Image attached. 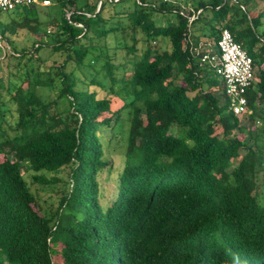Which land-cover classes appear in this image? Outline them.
<instances>
[{"label": "trees", "instance_id": "16d2710c", "mask_svg": "<svg viewBox=\"0 0 264 264\" xmlns=\"http://www.w3.org/2000/svg\"><path fill=\"white\" fill-rule=\"evenodd\" d=\"M185 1L0 12V264H264V0ZM221 28L252 62L253 130L199 62Z\"/></svg>", "mask_w": 264, "mask_h": 264}, {"label": "built area", "instance_id": "2783aa9c", "mask_svg": "<svg viewBox=\"0 0 264 264\" xmlns=\"http://www.w3.org/2000/svg\"><path fill=\"white\" fill-rule=\"evenodd\" d=\"M37 1L41 6L49 4L48 0H0V12L11 11L16 7H28ZM198 12L192 14L188 22H191ZM205 47L208 48V44L197 49V53H200V64L212 68L213 73L221 81L223 94L230 103L231 113L239 118H247L250 110L247 108L246 91L254 80L251 59L233 40L226 28L219 29L214 42V52H208Z\"/></svg>", "mask_w": 264, "mask_h": 264}, {"label": "rangeland", "instance_id": "374dc122", "mask_svg": "<svg viewBox=\"0 0 264 264\" xmlns=\"http://www.w3.org/2000/svg\"><path fill=\"white\" fill-rule=\"evenodd\" d=\"M35 4L40 5L38 1ZM22 37L19 36V38H16L15 40L18 41L19 39H23ZM19 43L23 44V40H20ZM30 44H31V41L28 40L25 42L24 46L28 47V45H30ZM1 61L2 60L0 57V62ZM48 63L49 62H47V64ZM256 72H257V69L255 67V73ZM10 79L13 80L14 82H17L16 77L14 75ZM49 96L51 97V95H49ZM242 119L243 120H240V123L249 127L251 130H253L254 125H255L254 122H256V121L248 119V118H242ZM127 128H128L127 119L123 118V120H121L120 123L118 124L117 132H115L113 139L109 143V146H108L109 155H110L109 159L111 160L113 167H117L120 163V156H121L122 151H123L122 144L124 142V139L126 138ZM4 129H5V131H4L5 135L11 134L10 131L7 130V128H4ZM1 134L3 137L4 134L3 133H1ZM245 140H246L247 145H251L253 143L252 140L250 141L248 138H246ZM259 157L261 158V159H259L260 164L255 166V170L258 169L259 170L258 172L262 174V178H261L262 185H260L261 187L259 188L260 195H258V198L263 202L262 205H264V148L262 149V153ZM64 171H67V170H64ZM50 175L51 174H47L48 177ZM64 175L65 174L62 173L59 176L63 178ZM23 178L26 181H28V175L23 174ZM62 190H65V185H62L61 183H57L54 186L44 187L43 192H42V196L45 199H50L52 201L53 207H54L57 195H58V193H60L59 191H62Z\"/></svg>", "mask_w": 264, "mask_h": 264}, {"label": "crops", "instance_id": "0c3cea01", "mask_svg": "<svg viewBox=\"0 0 264 264\" xmlns=\"http://www.w3.org/2000/svg\"><path fill=\"white\" fill-rule=\"evenodd\" d=\"M184 4H186V6H188V8H192L195 5V0H191V1L186 0ZM263 8H264V3L263 2L258 3L257 9L261 10ZM206 42L208 43V41H205L204 43H206ZM202 44L200 46H203Z\"/></svg>", "mask_w": 264, "mask_h": 264}]
</instances>
